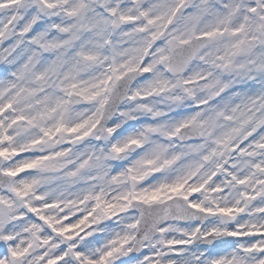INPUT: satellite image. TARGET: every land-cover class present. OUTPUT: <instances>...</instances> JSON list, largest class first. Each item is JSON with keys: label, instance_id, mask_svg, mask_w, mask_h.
Segmentation results:
<instances>
[{"label": "snow or ice", "instance_id": "snow-or-ice-1", "mask_svg": "<svg viewBox=\"0 0 264 264\" xmlns=\"http://www.w3.org/2000/svg\"><path fill=\"white\" fill-rule=\"evenodd\" d=\"M0 264H264V0H0Z\"/></svg>", "mask_w": 264, "mask_h": 264}]
</instances>
